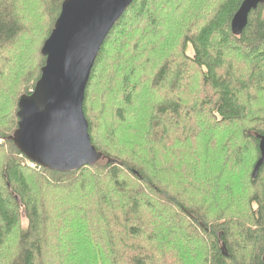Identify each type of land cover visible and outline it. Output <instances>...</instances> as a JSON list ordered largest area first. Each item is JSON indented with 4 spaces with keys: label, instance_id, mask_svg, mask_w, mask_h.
Here are the masks:
<instances>
[{
    "label": "trees",
    "instance_id": "1",
    "mask_svg": "<svg viewBox=\"0 0 264 264\" xmlns=\"http://www.w3.org/2000/svg\"><path fill=\"white\" fill-rule=\"evenodd\" d=\"M63 1L0 0V264H264V7L134 0L85 90L107 159L56 173L10 138Z\"/></svg>",
    "mask_w": 264,
    "mask_h": 264
},
{
    "label": "water",
    "instance_id": "2",
    "mask_svg": "<svg viewBox=\"0 0 264 264\" xmlns=\"http://www.w3.org/2000/svg\"><path fill=\"white\" fill-rule=\"evenodd\" d=\"M134 0H64L44 42L45 64L29 95L18 101L17 129L10 140L31 164L56 173H73L107 159L96 151L83 113L86 86L95 59L110 31ZM264 0H244L231 20L239 37L249 14ZM252 179L264 165V136ZM109 163L114 164L112 160ZM224 251V246H222Z\"/></svg>",
    "mask_w": 264,
    "mask_h": 264
},
{
    "label": "rangeland",
    "instance_id": "3",
    "mask_svg": "<svg viewBox=\"0 0 264 264\" xmlns=\"http://www.w3.org/2000/svg\"><path fill=\"white\" fill-rule=\"evenodd\" d=\"M127 37H129V36H127ZM129 38H130V37H129ZM113 39H114V38H113ZM117 40H118V39H117ZM117 40H116V41H117ZM116 41L113 43V45H112L111 47L108 48V55H109L111 58H112L113 53H114V52H117L116 45H117L118 42H120V41H118V42H116ZM108 63H109V61H107L106 63H104V65H105V64L107 65ZM106 65H105V66H106ZM104 69H105V67H103V70H104ZM103 70L100 71V73H99V78H102V77H103V74H104V71H103ZM1 144H2V140H0V145H1ZM30 167L34 168L35 165H34V164H31ZM39 168H40V167H39ZM238 195H239L238 193H236V192L234 193V197H235V198L237 197V199H235L234 201H240V199H238ZM225 196H227V194H226ZM234 197H233V198H234ZM228 202H231V201H228ZM220 209H221V210H219V213H220V212H221V213L226 212V211H223V209H225V208L221 207ZM23 224L26 225V221H25V220H23Z\"/></svg>",
    "mask_w": 264,
    "mask_h": 264
},
{
    "label": "flooded vegetation",
    "instance_id": "4",
    "mask_svg": "<svg viewBox=\"0 0 264 264\" xmlns=\"http://www.w3.org/2000/svg\"><path fill=\"white\" fill-rule=\"evenodd\" d=\"M263 261H264V256H263Z\"/></svg>",
    "mask_w": 264,
    "mask_h": 264
}]
</instances>
